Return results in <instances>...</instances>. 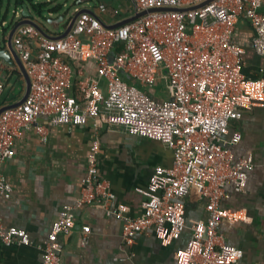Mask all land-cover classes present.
<instances>
[{"label":"built area","instance_id":"obj_1","mask_svg":"<svg viewBox=\"0 0 264 264\" xmlns=\"http://www.w3.org/2000/svg\"><path fill=\"white\" fill-rule=\"evenodd\" d=\"M130 1L135 12H145L118 26L82 11L62 37L45 36L31 24L18 26L12 35L30 88L20 103L0 112V163L13 154L14 140L23 130L32 128L42 141L47 139L40 115H56L71 124L92 119L95 130L104 119L159 140L173 152L172 164L157 166L151 174L144 211L130 217L113 206L109 182L98 175L99 141L94 136L80 192L74 202L61 206L38 244V264H62L59 235L75 227L76 209L90 202L120 218L126 245L148 231L169 244L187 227L182 197L190 189L206 199L207 217L188 225L191 237L177 264H236L241 250L226 243L219 231L224 216L220 202L225 182L244 185L254 162L250 155L234 157L230 145L239 140L238 132L228 140L224 136L232 118L264 100V78L245 76V48L233 34L244 18L253 32V51L264 56V0ZM97 7L105 14L120 13L104 3ZM70 56L91 58L96 74L85 73L82 66L74 71ZM4 62L0 58V96ZM160 79L165 92L156 89ZM11 193L12 185L0 174V196L7 199ZM0 242L30 240L23 228L0 221Z\"/></svg>","mask_w":264,"mask_h":264},{"label":"crops","instance_id":"obj_2","mask_svg":"<svg viewBox=\"0 0 264 264\" xmlns=\"http://www.w3.org/2000/svg\"><path fill=\"white\" fill-rule=\"evenodd\" d=\"M47 1L60 4L54 16L60 12L70 16L82 8L98 15L107 26L135 13L132 3L119 9V14L109 15L98 10L97 5L103 2L91 7L89 0ZM61 30L63 27L52 32L57 35ZM252 34L249 23L239 18L233 37L245 48L243 73L251 78H264V56L253 51ZM69 61L74 71L82 66L85 73L96 74L91 58L79 60L70 56ZM4 63L0 108L20 101L25 90V80L18 66ZM158 83L163 84L165 92L164 80ZM101 88L105 90L104 81ZM38 119L48 127L47 139L42 141L32 128L23 130L14 140L13 154L0 163V174L12 185L10 198L0 196V221L23 228L30 240L28 244L0 242V264H38V244L47 236L61 206L74 202L80 192L94 136L99 141L98 175L109 182L114 193L113 206H121L130 217L144 211L147 199L144 191L155 168L168 167L173 161V152L165 143L132 134L123 126L104 119L96 130L92 119L83 124H71L56 115H40ZM235 132L240 138L230 145L234 157L250 155L254 167L248 171L244 185L232 180L225 182L220 202L224 216L219 231L226 243L241 250L236 264H264V100L243 110L239 118H232L224 137L228 140ZM182 201L187 227L166 245L161 244L152 231L137 234L133 243L126 245L121 238V220L117 215L107 214L98 202L81 206L75 211V227L59 235L63 245L61 263L177 264L179 251L191 237L188 225L207 217L206 199L194 189H190ZM83 237L84 243L81 242Z\"/></svg>","mask_w":264,"mask_h":264},{"label":"water","instance_id":"obj_3","mask_svg":"<svg viewBox=\"0 0 264 264\" xmlns=\"http://www.w3.org/2000/svg\"><path fill=\"white\" fill-rule=\"evenodd\" d=\"M16 9H19V11H17ZM58 10L54 11L51 9H46L47 15L42 16L41 12L43 10L40 9L39 11H36L33 8H31L30 10L29 4L27 3L26 0H24L18 5L15 2L13 3V13H14L13 16L15 17V19L12 20V24L10 26L8 25L9 26L8 28L4 26L6 24L5 17L3 16L2 18H0V58L4 59L10 65L16 64L25 80V90L22 99L10 106L20 103L25 98L30 88V79L24 69L21 60L19 59L18 55L16 54L13 48L11 41L12 35L18 26L22 24H31L35 26L41 34L45 36L62 37L73 24L75 17L80 12L84 11V9L81 8L79 10L76 9L75 12L70 16H67L65 12H60L59 14L54 16V13L58 12ZM144 12H145L144 10L136 11L132 16H129L109 27L118 26L124 22H127L143 14ZM60 27H63V30H61L59 34L54 35L52 30H58ZM4 108L6 107L0 108V112Z\"/></svg>","mask_w":264,"mask_h":264},{"label":"rangeland","instance_id":"obj_4","mask_svg":"<svg viewBox=\"0 0 264 264\" xmlns=\"http://www.w3.org/2000/svg\"><path fill=\"white\" fill-rule=\"evenodd\" d=\"M33 1L34 2H47L46 5L40 8L41 10H43L41 12L42 16L47 15L46 9H51L56 4H59V3H53V1H47V0H33ZM60 1L62 2L63 0H60ZM64 1H67V0H64ZM98 2H103L107 7H118L121 10L131 5L130 0H89L88 5L92 7ZM71 10L72 9L70 7L69 11ZM13 15L14 13H13L12 0H0V18H2L3 16L5 17V20H6V24L4 25L5 27L8 28L12 24V20L15 19ZM156 87L160 90H164V86L162 83H158Z\"/></svg>","mask_w":264,"mask_h":264},{"label":"trees","instance_id":"obj_5","mask_svg":"<svg viewBox=\"0 0 264 264\" xmlns=\"http://www.w3.org/2000/svg\"><path fill=\"white\" fill-rule=\"evenodd\" d=\"M24 0H14V2L18 5L20 4L21 2H23ZM27 3L33 8L35 9L36 11H39L40 8L44 5L47 4V2H33V0H26ZM60 8V4H56L55 6H53L51 8V10H54V11H57L58 9Z\"/></svg>","mask_w":264,"mask_h":264}]
</instances>
